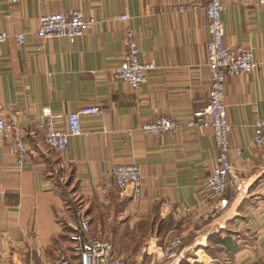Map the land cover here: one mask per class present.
Segmentation results:
<instances>
[{"label":"crops","instance_id":"0c3cea01","mask_svg":"<svg viewBox=\"0 0 264 264\" xmlns=\"http://www.w3.org/2000/svg\"><path fill=\"white\" fill-rule=\"evenodd\" d=\"M220 2L223 44L250 50L257 63L224 87L229 159L241 183L220 197L230 198L224 208L205 188L217 157L209 129L141 130L163 116L184 123L207 104L203 1L0 0V32L8 34L0 42V118L17 122L31 150L19 165L13 146L0 143V264H55L62 252L76 262L68 229L78 222L76 210L92 237L110 240L127 262L151 264L146 247L179 235L181 264H264V147L252 142L253 122L264 118V7ZM76 10L96 23L73 42L34 36L42 15ZM127 27L140 62L154 64L135 89L114 77ZM93 105L103 116H83L86 135L70 137L63 154L44 145L43 113L64 124L66 114ZM56 161L66 168L63 183L50 170ZM132 163L143 182L136 202L111 176L114 165ZM190 213L212 218L201 225Z\"/></svg>","mask_w":264,"mask_h":264},{"label":"built area","instance_id":"2783aa9c","mask_svg":"<svg viewBox=\"0 0 264 264\" xmlns=\"http://www.w3.org/2000/svg\"><path fill=\"white\" fill-rule=\"evenodd\" d=\"M17 2L18 0H11ZM207 19L208 40L206 42V69L210 88L208 91L205 108L195 113L194 117L181 123L168 117H158L141 126V130L150 135L178 134L185 129L206 128L211 131L213 142L217 150L216 165L205 182V188L211 198L219 199V204L224 208L229 199L222 198L226 191L237 189L241 184L234 173L229 159V133L231 125L228 122L226 105L224 101V87L229 77L243 76L252 73L257 68V63L250 50L240 47L229 48L223 44V23L221 13L224 10L220 0H201ZM233 3L243 1L252 2L258 7H264V0H231ZM198 5H191V9H197ZM127 15H121L118 20L125 22ZM93 18L87 17L83 12L76 10L71 14L62 12L45 14L39 18V27L34 32L38 39L65 38L70 42L88 32L95 24ZM6 32H0V42L7 39ZM16 39L21 43L23 34H17ZM125 52L121 65L114 71V77L131 88L135 89L145 79V72L153 69V63L143 64L139 60V49L134 31L127 27L123 38ZM15 108L11 107L10 112ZM103 110L98 106L82 107L75 112L66 114L64 124L59 116L46 111L42 115L40 128L43 132L44 145L61 155L65 152L70 137L84 136L82 117L87 115L103 116ZM252 142L257 147H264V118L255 119L252 127ZM0 143H9L14 148L17 164L23 165L31 153L21 134L17 122L11 119L0 118ZM239 155L240 151H236ZM65 165L54 162L50 165L51 173L57 181L63 183L62 176ZM114 187L121 193L128 192L133 201H139L142 197L143 182L141 171L136 164H119L111 168ZM264 193V191H263ZM70 201L73 199L69 197ZM75 216L78 222L69 224V239L72 252L77 261L73 262L67 253L58 255L55 264H139L127 262L114 255L113 244L110 240H101L90 234L89 221L83 217L81 211L76 210ZM190 218L205 225L212 218L211 214L198 215L190 213ZM182 239L179 235H173L162 244H153L146 247L150 251L151 264H181L179 248ZM220 264H237L235 261L225 260Z\"/></svg>","mask_w":264,"mask_h":264}]
</instances>
